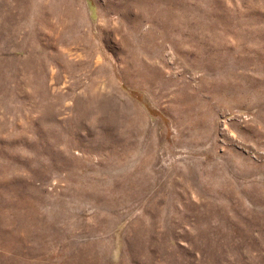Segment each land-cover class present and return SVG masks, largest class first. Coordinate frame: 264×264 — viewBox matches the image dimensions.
<instances>
[{
	"label": "rangeland",
	"instance_id": "1",
	"mask_svg": "<svg viewBox=\"0 0 264 264\" xmlns=\"http://www.w3.org/2000/svg\"><path fill=\"white\" fill-rule=\"evenodd\" d=\"M0 264H264V0H0Z\"/></svg>",
	"mask_w": 264,
	"mask_h": 264
},
{
	"label": "bare ground",
	"instance_id": "2",
	"mask_svg": "<svg viewBox=\"0 0 264 264\" xmlns=\"http://www.w3.org/2000/svg\"><path fill=\"white\" fill-rule=\"evenodd\" d=\"M154 28V27H153ZM219 45V44H218ZM200 46V45H199ZM202 49V48H201ZM202 52V51H201ZM199 53V52H198ZM196 54V53H195ZM205 54V53H204ZM200 57V56H199ZM202 57V56H201ZM203 59V58H202ZM206 59V58H205Z\"/></svg>",
	"mask_w": 264,
	"mask_h": 264
}]
</instances>
